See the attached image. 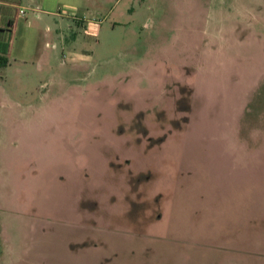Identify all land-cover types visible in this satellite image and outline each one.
Instances as JSON below:
<instances>
[{"label": "rangeland", "instance_id": "374dc122", "mask_svg": "<svg viewBox=\"0 0 264 264\" xmlns=\"http://www.w3.org/2000/svg\"><path fill=\"white\" fill-rule=\"evenodd\" d=\"M25 11L0 68V264H264V38L241 26L264 32V0Z\"/></svg>", "mask_w": 264, "mask_h": 264}, {"label": "crops", "instance_id": "0c3cea01", "mask_svg": "<svg viewBox=\"0 0 264 264\" xmlns=\"http://www.w3.org/2000/svg\"><path fill=\"white\" fill-rule=\"evenodd\" d=\"M121 2L122 0H0V57H5L8 60L5 65H0V68H3L9 63L8 54H10V52H12L14 49V42L16 36H18V31L21 24L20 20L22 18H25L20 14L21 9H30V11L42 13L45 15H57L66 17L86 26L88 24L91 25V23L93 22V19L89 18L90 16H101L103 14H106L107 16L112 13L114 11V8L117 7V5ZM69 12L71 13L69 14ZM74 13L76 14V16L74 15ZM241 26L245 29V31L248 32V39H251L252 37L264 38V32L255 31L251 26H248L247 24H241ZM89 27L90 29H93V26ZM251 28L253 30L252 32ZM215 43L219 44L218 42ZM214 44H212L213 48H211L212 54L214 52L215 54L217 53V49L216 47H214ZM29 49L30 48L28 47V45L25 46V50L23 53L25 57H27L28 53L31 54V51ZM185 68L187 67L185 66ZM171 77L173 81H176V75L174 72H172V75L169 76V78ZM260 77L264 80V73H262ZM176 84L177 81L172 85V87ZM161 86H163V84ZM197 93L198 90L197 88H195V98H198ZM6 98L9 99L10 106H12L10 107V109L13 110V108L17 107L16 101L12 100L9 95L6 94ZM255 116L256 115H254V113H251V115L249 116V122L250 118Z\"/></svg>", "mask_w": 264, "mask_h": 264}, {"label": "trees", "instance_id": "16d2710c", "mask_svg": "<svg viewBox=\"0 0 264 264\" xmlns=\"http://www.w3.org/2000/svg\"><path fill=\"white\" fill-rule=\"evenodd\" d=\"M0 61H1L0 65H5L8 60L5 57H0Z\"/></svg>", "mask_w": 264, "mask_h": 264}, {"label": "built area", "instance_id": "2783aa9c", "mask_svg": "<svg viewBox=\"0 0 264 264\" xmlns=\"http://www.w3.org/2000/svg\"><path fill=\"white\" fill-rule=\"evenodd\" d=\"M71 12H69V14H70ZM20 14L21 15H23V16H25L26 15V11L24 10V9H21L20 10ZM74 15L76 16V14L74 13Z\"/></svg>", "mask_w": 264, "mask_h": 264}]
</instances>
